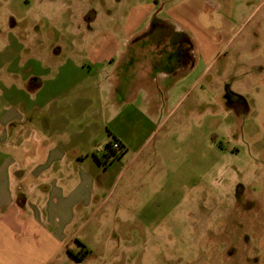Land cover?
<instances>
[{
    "label": "rangeland",
    "instance_id": "rangeland-1",
    "mask_svg": "<svg viewBox=\"0 0 264 264\" xmlns=\"http://www.w3.org/2000/svg\"><path fill=\"white\" fill-rule=\"evenodd\" d=\"M226 1L242 27L235 36L219 0H0V65L35 69L51 78L50 89H61V59L85 60L71 44L90 39L80 28L94 24L76 14L89 4L109 8L113 19L97 27L112 28L115 42L125 41L127 27H139L133 43L165 40L156 28L172 29L179 44L190 43L186 27L224 25L226 40L234 36L212 53L206 78H198L205 60L195 46L189 69L157 77L151 98L131 91L112 127L126 126L137 147L110 167L108 201L69 227L68 249L50 264H264V67L249 62L264 65V2ZM143 30L153 33L144 38ZM136 74L129 72L130 87Z\"/></svg>",
    "mask_w": 264,
    "mask_h": 264
},
{
    "label": "crops",
    "instance_id": "crops-1",
    "mask_svg": "<svg viewBox=\"0 0 264 264\" xmlns=\"http://www.w3.org/2000/svg\"><path fill=\"white\" fill-rule=\"evenodd\" d=\"M210 1L214 5L218 2ZM219 1L223 18L231 24L230 33L238 24L235 7L226 0ZM96 4L95 10L89 4L76 13L94 25L80 28V34L89 36V41L71 44L76 55L85 60L78 62L72 56L61 59V89L58 85L50 89L51 78L23 68L19 62L0 65V72L10 74L11 82L0 80L4 85L0 92V264H50L68 249L69 227L91 218L88 210L103 206L113 191L108 187L109 170L119 159L104 167L94 155L111 140L109 130L128 150L132 145L137 147L138 137L128 135L126 126L112 127L113 119L128 111L122 105L132 99L131 91L142 93L145 100L151 98L161 89L157 77L176 75L179 66L181 72L189 69L195 46L203 51L205 60L198 78H206L216 61L212 53L226 49L242 28L237 26L234 36L226 40L224 25L201 31L186 27L190 43L179 44L168 36L176 32L161 28L151 33L165 35V40L154 37L149 43H133L130 39L139 27H127L125 41L115 42L112 28L97 27V20L101 24L103 18L113 19L109 8ZM136 16L144 21L146 14ZM143 31L141 37L146 38L148 31ZM216 33L223 38H217ZM240 46L246 48L248 43ZM249 62L264 67L259 57ZM162 65L169 68L161 72ZM131 70L137 73L132 87L126 80ZM112 98L116 101L108 109Z\"/></svg>",
    "mask_w": 264,
    "mask_h": 264
},
{
    "label": "trees",
    "instance_id": "trees-1",
    "mask_svg": "<svg viewBox=\"0 0 264 264\" xmlns=\"http://www.w3.org/2000/svg\"><path fill=\"white\" fill-rule=\"evenodd\" d=\"M152 32L149 30L147 33ZM111 140L106 144L103 151L95 152L97 160L105 167L109 166L114 160L120 159L128 151V148L123 144L110 130ZM119 142V147H114V143Z\"/></svg>",
    "mask_w": 264,
    "mask_h": 264
},
{
    "label": "built area",
    "instance_id": "built-area-1",
    "mask_svg": "<svg viewBox=\"0 0 264 264\" xmlns=\"http://www.w3.org/2000/svg\"><path fill=\"white\" fill-rule=\"evenodd\" d=\"M114 147H119V142H115Z\"/></svg>",
    "mask_w": 264,
    "mask_h": 264
}]
</instances>
